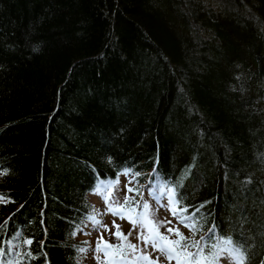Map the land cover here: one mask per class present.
<instances>
[{
  "label": "trees",
  "instance_id": "1",
  "mask_svg": "<svg viewBox=\"0 0 264 264\" xmlns=\"http://www.w3.org/2000/svg\"><path fill=\"white\" fill-rule=\"evenodd\" d=\"M124 175L264 264V0H0V264H83Z\"/></svg>",
  "mask_w": 264,
  "mask_h": 264
},
{
  "label": "rangeland",
  "instance_id": "2",
  "mask_svg": "<svg viewBox=\"0 0 264 264\" xmlns=\"http://www.w3.org/2000/svg\"><path fill=\"white\" fill-rule=\"evenodd\" d=\"M118 181L119 185H110L111 187H109V185L105 186L111 194L110 201L112 207L114 208H119L123 205L125 195L128 196L130 193L128 192L127 186L131 184V177L124 175L120 177ZM148 188V185L144 187V189H142V194L148 192L150 196L155 197V193L157 192L149 191ZM164 193L166 194V192L162 189L157 193L158 198H165L160 203L155 202L153 198L146 199V202L150 205V218L156 222H170L165 223L163 227L159 228L160 233L167 235L168 233L166 232V228H178L181 233H183V231L187 232L188 229L179 222L180 218L178 216H173L170 211L171 207H175V205L170 203L172 198L168 195L167 197H162ZM91 198L95 203L97 210L94 217L100 221V224L97 225L90 221L85 231L79 234V238L86 239L88 241L87 247L85 248V258L83 264H150L149 261L142 259L138 260L136 258L140 256V250H143L147 255H149L155 264H169L165 254L155 251L150 246L146 247L138 240L139 233L142 229L138 226L134 227V225L127 218L128 215H134V213H129L126 209H124L123 215L125 218L122 219L119 215H114L109 211V205L106 204L104 196L95 193L91 196ZM5 202L6 200L0 197V203L3 204ZM138 211H142V209H138ZM116 225L119 226V231L127 236V241H124L115 235L117 231ZM105 226H107V228H105ZM101 237H103L102 240ZM171 238L174 239L175 235H171ZM105 242L112 245H123L126 260L119 259L118 249H105ZM129 242L137 246L136 253L131 254L130 250L127 249V243ZM98 243L101 248L100 251L96 250ZM12 248L15 249V246L12 245ZM105 251H107L108 255H105ZM157 257H159L158 261ZM171 264H176L175 260L171 261ZM218 264H240V260L234 252L224 250L219 255Z\"/></svg>",
  "mask_w": 264,
  "mask_h": 264
},
{
  "label": "snow or ice",
  "instance_id": "3",
  "mask_svg": "<svg viewBox=\"0 0 264 264\" xmlns=\"http://www.w3.org/2000/svg\"><path fill=\"white\" fill-rule=\"evenodd\" d=\"M128 170H126L127 173ZM118 183V181H117ZM111 187V186H109ZM97 193L104 196L106 204L109 205V211L112 212L114 215H119L120 218H125L123 215V210L131 204L130 207H127V211L129 213H134V215H128L127 218L129 221L135 226H138L142 231H140L138 240L141 241L146 247L150 246L155 251H158L162 254L166 255V259L169 261V264H171V261L175 260L176 264H212L213 261L216 260L219 253H211L210 256L204 255L205 250V244L208 241H212L215 237L216 229L215 227L211 228L206 236H201L198 240L197 239H188L186 238L183 233L179 231V229L174 228H166V232L168 233L163 234L159 232V228L163 227L165 223L170 222H156L153 219L150 218V205L147 202H139L135 199V197H128L125 196L124 203L119 208H114L111 205L110 201V192L105 188V186L101 185L97 187ZM134 191L133 188L129 187L128 192ZM137 195H140L139 189H135ZM107 193V194H106ZM170 196L172 199L170 200V203L173 205L178 204V201L174 199V190L172 193H170ZM138 209H142V211H138ZM170 211L172 212L173 216H178L179 222L181 224H184L186 227L190 228L193 233L196 232L197 227L196 224L192 223V221L195 219L194 216H185L184 213L187 211L186 209L176 207H171ZM93 223L100 224V221L97 220L95 217L89 218ZM107 228V226H105ZM117 231L115 235L124 240L127 241V236L122 234L119 231V226L116 225ZM175 235L176 239H172L171 235ZM103 237H101V240ZM27 243H31V241H27ZM224 244H230V240H224L222 241ZM214 245L209 244L208 248L211 252V248ZM105 249H118V255L120 260H126V257L124 255V247L123 245H112L107 244L105 242ZM127 249L130 250L131 254H134L137 252V246L132 243H127ZM190 249H195V251H191ZM97 251H100V245L98 243L97 245ZM81 251H84V249H81ZM105 255H108L107 251H105ZM138 260H146L149 261L150 264H155V262L152 261V258L147 255L143 250H140V256L136 257ZM159 260V257H157V261Z\"/></svg>",
  "mask_w": 264,
  "mask_h": 264
}]
</instances>
